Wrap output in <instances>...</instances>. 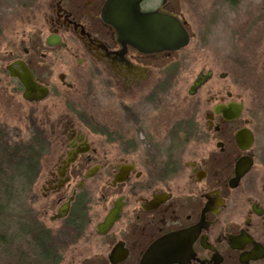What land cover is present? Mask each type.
<instances>
[{
  "label": "flooded vegetation",
  "instance_id": "flooded-vegetation-1",
  "mask_svg": "<svg viewBox=\"0 0 264 264\" xmlns=\"http://www.w3.org/2000/svg\"><path fill=\"white\" fill-rule=\"evenodd\" d=\"M106 1L38 0L40 34L0 51V96L17 98L21 144L36 146L3 185L20 202L6 253L20 264H264V103L221 84L229 73L199 50L192 85L172 96L186 59L171 58L192 53L186 21L167 0L142 2L190 37L177 52L144 54L103 21ZM21 65L31 99L12 75ZM6 137L0 125V149Z\"/></svg>",
  "mask_w": 264,
  "mask_h": 264
},
{
  "label": "rangeland",
  "instance_id": "rangeland-1",
  "mask_svg": "<svg viewBox=\"0 0 264 264\" xmlns=\"http://www.w3.org/2000/svg\"><path fill=\"white\" fill-rule=\"evenodd\" d=\"M29 1L0 0V51L10 49L9 46L15 43L14 38L22 33L33 38L40 34L38 28L42 17L37 11L38 0ZM150 4L158 7L160 1ZM165 9L183 18L191 35V55L178 52L171 58L177 65L183 57L186 59L183 64H186L185 72L179 68L176 77L171 79L172 96L181 99L192 85L201 64L198 55L201 51L207 63L215 58L220 71L229 73L221 84L230 87L236 95L252 105H263L264 0H167ZM33 64H36L35 59ZM12 101L9 103L8 99L0 96V125L7 130L5 140L18 145L26 143L28 135L23 109L18 106L17 98ZM171 103L181 101L173 99ZM6 203L0 204L5 206ZM5 207L3 214H0V228L5 229L6 240L9 235L6 226L11 216L19 215L20 202ZM12 226L15 231L17 224ZM6 252L0 245V264H20L19 258Z\"/></svg>",
  "mask_w": 264,
  "mask_h": 264
},
{
  "label": "water",
  "instance_id": "water-1",
  "mask_svg": "<svg viewBox=\"0 0 264 264\" xmlns=\"http://www.w3.org/2000/svg\"><path fill=\"white\" fill-rule=\"evenodd\" d=\"M145 0H107L102 19L117 31L122 44H129L144 54L176 52L189 44V34L184 25L174 16L159 12H143L141 4ZM166 0H164L165 2ZM23 74L12 75L24 84L31 99L38 91L29 70L21 65ZM201 83L197 81L195 87ZM241 165L237 166L240 174Z\"/></svg>",
  "mask_w": 264,
  "mask_h": 264
},
{
  "label": "trees",
  "instance_id": "trees-1",
  "mask_svg": "<svg viewBox=\"0 0 264 264\" xmlns=\"http://www.w3.org/2000/svg\"><path fill=\"white\" fill-rule=\"evenodd\" d=\"M21 144L15 145V144H1V149H0V203L2 202H7V200L9 199V201L5 204L8 205L9 202H15V198H13L12 196L9 195V192L3 190V185L6 182L7 179V174L9 172V174L12 175V177L14 178V175H18V169H20L21 165H23V161H22V157H23V153L24 151H28V150H36V146L34 143L33 148L28 147V149H26V147H24ZM10 196V197H9ZM4 206V204H0V214H3L2 212H4V209L6 208ZM2 227V226H0ZM6 237V232L4 231V228H0V245L2 247H4L6 249L7 244H6V240L4 239ZM20 254H18L16 257L20 258L19 256ZM20 262V259H19Z\"/></svg>",
  "mask_w": 264,
  "mask_h": 264
}]
</instances>
